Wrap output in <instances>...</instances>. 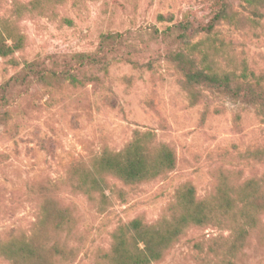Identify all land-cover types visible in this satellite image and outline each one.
<instances>
[{
	"label": "rangeland",
	"instance_id": "obj_1",
	"mask_svg": "<svg viewBox=\"0 0 264 264\" xmlns=\"http://www.w3.org/2000/svg\"><path fill=\"white\" fill-rule=\"evenodd\" d=\"M13 1L0 0V17L11 16ZM72 1L56 8L54 17L17 21L25 37L15 54L18 65L0 58V87L18 79L8 83V102L0 110V243L32 232L43 187L66 184L74 165L122 151L136 132L151 133L153 148L168 147L175 167L163 178L130 186L107 178V202L100 211L86 197L63 190L57 200L72 210L77 223L72 264H93L96 249L109 248L118 225L135 219L152 225L168 218L182 185H191L196 198L204 200L221 179L233 192L256 181L262 195L264 118L249 105L202 88L194 89L191 99L168 60L181 45L177 31L164 32L188 23L199 31L189 32L190 42L204 41L201 30L217 13L218 1ZM230 13L236 26L220 22L213 30L223 52L214 58V70L239 75L246 66L264 81V9L261 17H253L243 3L232 1ZM107 36L111 39L104 44ZM83 54L102 58V64L81 63ZM27 63L42 72L58 73L67 66L79 84L21 83ZM228 234L213 225L192 227L153 264H202V258L213 259L208 249ZM0 264L10 263L0 258ZM239 264H264V240L252 236Z\"/></svg>",
	"mask_w": 264,
	"mask_h": 264
},
{
	"label": "trees",
	"instance_id": "obj_2",
	"mask_svg": "<svg viewBox=\"0 0 264 264\" xmlns=\"http://www.w3.org/2000/svg\"><path fill=\"white\" fill-rule=\"evenodd\" d=\"M69 0H15L10 17H0V58L17 66L16 53L24 47L25 37L20 32L17 21L23 17H54L55 9ZM218 10L211 22L201 30L206 34L204 41L190 42L188 23L168 28L163 35L174 30L181 49L168 57L176 71L183 77V87L190 92L191 99L196 88L225 96L234 102L253 107L264 118V81L244 66L239 75L234 72L218 73L214 70V58L223 54L216 46L213 30L220 22L236 26L235 14L230 13V2L243 3L253 17H261L264 0H217ZM79 0L72 1L77 4ZM69 26L71 22L63 19ZM167 33V34H166ZM109 36L103 38L105 44ZM222 46V45H220ZM197 56L200 60L197 61ZM81 63L102 64L96 55H80ZM213 59V60H212ZM25 77L21 83L34 79L48 85L52 81H66L79 84L70 69L65 66L58 73L42 72L38 65L27 63L23 67ZM27 78V79H25ZM18 79H9L0 87V110L8 102V83L16 84ZM195 101H191L193 105ZM66 184L43 187L37 208L34 229L27 236H10L0 243V258L10 264H72L77 256L76 219L72 210L61 206L59 194L67 190L71 195L84 196L97 210H102L107 202L104 192L107 178H114L126 186L156 180L173 171L175 158L172 151L163 145L152 146L151 133H138L132 141L118 153L103 152L89 165H74ZM215 193L208 199L198 200L191 185H182L174 193L171 213L152 225L135 219L118 225L110 235L107 250L96 249L93 264H153L162 260L192 227L213 225L226 229L229 234L224 242L208 249L213 257L200 259L202 264H239L248 240L257 235L264 240V192L257 195V182L248 181L240 190L232 191L225 179H221ZM264 183V179H263ZM68 188V189H66ZM58 199V200H57ZM258 201V203H257ZM39 234V236H38ZM74 245H73V244ZM208 253L206 255H208Z\"/></svg>",
	"mask_w": 264,
	"mask_h": 264
}]
</instances>
